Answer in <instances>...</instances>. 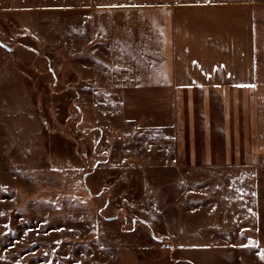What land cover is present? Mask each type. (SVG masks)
<instances>
[{
  "label": "rangeland",
  "instance_id": "1",
  "mask_svg": "<svg viewBox=\"0 0 264 264\" xmlns=\"http://www.w3.org/2000/svg\"><path fill=\"white\" fill-rule=\"evenodd\" d=\"M4 3L3 242L15 238L31 264H264L254 235L244 241L264 231V169H212L204 161L221 162V150L179 155L173 133L137 129L107 90L103 58L92 73L88 52L71 47L83 38L80 13L56 16L58 42L53 24L48 37L37 24L27 31ZM253 204L260 213H248Z\"/></svg>",
  "mask_w": 264,
  "mask_h": 264
},
{
  "label": "crops",
  "instance_id": "2",
  "mask_svg": "<svg viewBox=\"0 0 264 264\" xmlns=\"http://www.w3.org/2000/svg\"><path fill=\"white\" fill-rule=\"evenodd\" d=\"M3 2L22 28L37 24L44 37L63 28L56 16L80 13L83 38L71 47L88 52L92 73L97 55L103 58L98 69L106 74L107 90L116 95L122 118L137 129L173 133L179 155L190 157L198 149L211 159L221 150L225 160L204 161L212 169H264V0ZM63 37L55 34L58 42ZM12 50L0 44V72ZM83 60L73 56V68L81 70ZM250 194L251 203L259 202L257 190ZM253 205L248 213H260ZM5 230L0 234L10 233ZM259 230L244 241L254 235L264 250ZM4 238L0 264H31L29 252L16 253L15 238Z\"/></svg>",
  "mask_w": 264,
  "mask_h": 264
},
{
  "label": "water",
  "instance_id": "3",
  "mask_svg": "<svg viewBox=\"0 0 264 264\" xmlns=\"http://www.w3.org/2000/svg\"><path fill=\"white\" fill-rule=\"evenodd\" d=\"M0 44L3 45L4 47H6V45H4V43H2V41L0 40Z\"/></svg>",
  "mask_w": 264,
  "mask_h": 264
}]
</instances>
